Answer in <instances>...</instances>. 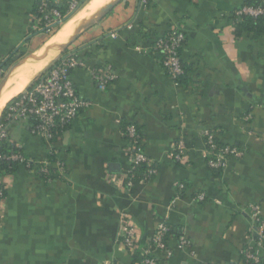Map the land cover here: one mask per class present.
<instances>
[{
    "label": "crops",
    "instance_id": "0c3cea01",
    "mask_svg": "<svg viewBox=\"0 0 264 264\" xmlns=\"http://www.w3.org/2000/svg\"><path fill=\"white\" fill-rule=\"evenodd\" d=\"M40 1L69 0H0V61L12 62L39 36ZM243 3L123 0L72 44L69 49L89 67L70 76L91 105L54 146L34 135L28 121L9 125L7 142L37 166L51 164L60 173L50 161L54 149L64 170L51 182L24 165L2 176L0 264H136L121 240L122 214L142 246L160 223L172 228L167 244L173 255L156 252L159 264H247L242 252L249 246L258 253L257 264H264V244L257 241L248 209L262 204L264 222V35L235 36L232 16ZM170 29L186 35V85L150 52L154 36ZM106 64L118 78L101 91L90 68ZM128 125L142 132V148L159 168L131 188L125 182L132 165ZM206 129L216 131L223 144L245 149L217 175L206 160ZM180 140L186 143L183 163L169 157ZM182 182L186 189L179 196ZM200 193L205 201L197 199ZM181 231L190 247L180 245Z\"/></svg>",
    "mask_w": 264,
    "mask_h": 264
},
{
    "label": "built area",
    "instance_id": "2783aa9c",
    "mask_svg": "<svg viewBox=\"0 0 264 264\" xmlns=\"http://www.w3.org/2000/svg\"><path fill=\"white\" fill-rule=\"evenodd\" d=\"M142 4L147 5L148 0H141ZM39 15H37L36 30L47 29L51 31L63 21L61 11L50 5L48 1H40ZM78 0H70L69 10L74 11L77 8ZM249 13L252 15H260L264 13L261 8L246 7L242 11H237L236 14ZM132 28L133 25L129 24ZM117 33H112V37H116ZM186 41V35L183 30L170 29L165 34L157 35L151 40L150 52L152 54H163L161 63L166 68L170 76L176 81L178 76L183 73L181 67L182 48ZM140 47H138L139 49ZM89 65L84 57L77 54L72 49H68L52 63V65L42 71L32 84L21 94L15 96L6 104L3 113L5 112V120L0 121V141L7 142L9 139V125L11 123L28 121L31 127V132L34 135L44 138L50 145L54 146L64 136L79 114L91 105V102L83 98L77 91L75 82L70 76L72 70L78 68H88ZM4 72V67H0V79ZM90 73L92 80L95 82L99 90L105 91L118 78L116 71L111 64H106L98 67H91ZM3 115V114H2ZM2 118V117H1ZM0 118V119H1ZM33 122L30 123V120ZM125 135L132 143V165L129 171L125 174L126 186L131 188L138 180L134 178L133 171L137 165L145 164L147 178L150 180L157 175L159 168L158 164L150 159L143 150V140L138 134L135 125L126 127ZM205 137V154L208 166L210 169L224 170L228 161L232 157H242L245 154V149L237 145H217L216 131L206 129ZM186 143L184 140L178 141L169 157L177 163H183L185 159ZM56 150L51 149V155H55ZM18 160L21 158L19 154L0 155V159ZM57 166L58 171L64 170L63 164L60 161L53 163ZM24 166L35 171L44 180L51 182L59 179L60 173L52 170L51 164L37 166L33 161H27ZM2 176L0 175V206L6 196V188L2 184ZM146 182V180H141ZM118 182V181H116ZM120 182V181H119ZM181 192L186 189L185 183H180ZM199 201L206 200V194L200 193L197 196ZM262 208L260 203L252 204L249 208L250 220L253 223L252 230L258 234L259 243L264 244V222L262 221ZM172 228L166 223H160L149 244L142 246L139 241L138 233L132 222L125 214L120 217V236L124 248L133 255L138 254L140 259L136 264H159V258L156 252L164 251L165 258L169 259L173 255V251L168 247L167 241ZM179 243L183 247H190L191 242L184 233L180 232ZM247 261L258 263L260 261L258 253L253 246L243 250Z\"/></svg>",
    "mask_w": 264,
    "mask_h": 264
},
{
    "label": "trees",
    "instance_id": "16d2710c",
    "mask_svg": "<svg viewBox=\"0 0 264 264\" xmlns=\"http://www.w3.org/2000/svg\"><path fill=\"white\" fill-rule=\"evenodd\" d=\"M86 1L87 0H78L77 8L74 11L69 10L70 0L65 4H60V3L51 2V1H48V2L50 3V5L58 8L61 11V13L63 15L62 21L65 22L72 15H74V13L78 9H81V7L84 6ZM149 2H150V0H148V3ZM246 7H253V8L259 7V8L264 10V0H244L242 7H240L237 11H242ZM237 11H235V13L232 16V20L234 22L235 36L236 37L241 36L245 32H252L254 34L255 38H259V37L264 35V13H262L260 15H252L249 13H242L240 15H237L236 14ZM36 14L39 15V5L38 4L36 6ZM58 26H56L51 31H47V29H43V30H41V31L39 30V31L42 33H44V32L49 33L48 35H51V34L55 33ZM180 52H182V51L180 50ZM155 56L158 58V60L160 62L163 60V54L162 53L155 54ZM10 60H11V57L7 60L0 61V67H6L9 64ZM181 67L183 69V73L178 76L176 82L186 85L189 81V74H190L191 69L185 61L181 62ZM15 99H16V97H13L12 100L14 101ZM4 117H5V112L3 113L0 121H4L5 120ZM32 122H33V119L30 120V123H32ZM125 131H126V129H125ZM137 131H138V134L140 135V138H142V132L139 129H137ZM215 140H216L217 145H219V146L223 145V143L220 142V140L218 138H216ZM14 154H19L21 156V158L18 160H7L6 158L0 159V175H7V174L16 173L21 165H24L27 161H31L26 156L24 151L21 148H19L18 146H16L15 144L0 141V155L9 156V155H14ZM50 161L52 163L58 161L56 154L55 155L50 154ZM212 170L216 175L219 172H221L220 170H217V169H212ZM133 174H134V178H136V179H141L144 181L147 179L146 182L149 181V179L147 178V172H146V165L145 164L137 165L133 171ZM170 234H172V231ZM178 235H180V232ZM258 240H259V238L257 239V241ZM246 248H248V247H245L244 249H246ZM134 256L136 258L135 261L138 262L140 259L139 255L136 254ZM242 262L247 263V264H257V263L251 262V261H247L246 256L243 252H242Z\"/></svg>",
    "mask_w": 264,
    "mask_h": 264
},
{
    "label": "bare ground",
    "instance_id": "6f19581e",
    "mask_svg": "<svg viewBox=\"0 0 264 264\" xmlns=\"http://www.w3.org/2000/svg\"><path fill=\"white\" fill-rule=\"evenodd\" d=\"M111 0H87L81 11L74 16L64 28H60L46 43V47L56 46L68 41V39L78 30V28L93 13ZM64 29V31H63ZM58 54V50H51L46 57L38 60L28 61L26 64L15 70L12 74L6 89L0 94V113L14 96L21 93Z\"/></svg>",
    "mask_w": 264,
    "mask_h": 264
},
{
    "label": "water",
    "instance_id": "95a60500",
    "mask_svg": "<svg viewBox=\"0 0 264 264\" xmlns=\"http://www.w3.org/2000/svg\"><path fill=\"white\" fill-rule=\"evenodd\" d=\"M123 0H111L106 5L102 6L99 10L93 13L86 21L78 28V30L68 39L67 42L52 46L46 47V44L41 46L39 49L35 50L34 52H30L29 54L23 56L20 60L15 62L4 78L0 81V94L4 89H6L9 79L11 78L12 74L26 64L28 61L37 60L42 57H46L51 50H58L60 52H65L68 50L73 43H75L78 38L90 27L94 26L98 22H100L108 13H110L118 4H120ZM76 13V12H75Z\"/></svg>",
    "mask_w": 264,
    "mask_h": 264
},
{
    "label": "rangeland",
    "instance_id": "374dc122",
    "mask_svg": "<svg viewBox=\"0 0 264 264\" xmlns=\"http://www.w3.org/2000/svg\"><path fill=\"white\" fill-rule=\"evenodd\" d=\"M85 5V4H84ZM83 7H81V9H82ZM81 9H78L77 11H76V14H77V12L79 13L80 11H81ZM76 14L75 15H72L67 21H63L58 27H57V29H56V31H55V33L61 28H64L67 24H68V22L69 21H71V19L74 17V16H76ZM63 31H64V29H63ZM55 33H53V34H51L52 36L55 34ZM49 33H42V32H39V36L34 40V41H32L31 43H30V45H29V47L26 49V51H25V53H22L21 55H17V57H15V59L12 61V62H9V65L8 66H6V67H4V72H3V74H2V77H1V79H0V81L4 78V76L6 75V73L8 72V70L10 69V67L15 63V62H17L18 60H20L23 56H25V55H27V54H29L30 52H34L37 48L39 49L41 46H43L44 44H46L47 42H48V40L52 37L51 35H48ZM70 48H72V46L70 47ZM61 53L62 52H60V51H58V54L56 55V57L44 68V69H46V68H48V67H50L51 65H52V63L61 55ZM38 60V59H37ZM43 69V70H44ZM42 70V71H43ZM37 76V75H36ZM34 79V78H33ZM30 84V83H29ZM15 97V96H14ZM250 206L251 205H249V207H248V209L250 208Z\"/></svg>",
    "mask_w": 264,
    "mask_h": 264
}]
</instances>
